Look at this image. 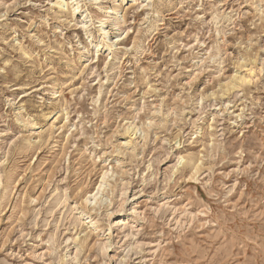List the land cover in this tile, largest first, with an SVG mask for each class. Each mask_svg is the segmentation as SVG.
<instances>
[{
  "label": "rangeland",
  "instance_id": "1",
  "mask_svg": "<svg viewBox=\"0 0 264 264\" xmlns=\"http://www.w3.org/2000/svg\"><path fill=\"white\" fill-rule=\"evenodd\" d=\"M57 1L0 0V264H264V0H108L93 62Z\"/></svg>",
  "mask_w": 264,
  "mask_h": 264
},
{
  "label": "bare ground",
  "instance_id": "2",
  "mask_svg": "<svg viewBox=\"0 0 264 264\" xmlns=\"http://www.w3.org/2000/svg\"><path fill=\"white\" fill-rule=\"evenodd\" d=\"M82 1L83 0H66V2H65V0H64L63 1L64 3H62L61 0H59L56 3V5H57L56 7L62 9L60 11L63 12L64 9L62 7L67 4L68 10H69V14H70L71 18L73 17L74 19L77 20L74 25H76L78 29H81V31L84 32V35L87 37V39L89 40L90 44L93 47V48H91L92 55H90V49H89V46L90 45H88V44L87 45H82L80 47V49H82L83 52H81V55L80 56L87 58V60H90L91 59L92 62H93V59H95V57H98L99 52L102 51L103 49H109L110 51L112 50L113 44L115 42L108 43L105 38L106 37H110L111 39L118 38L119 35H121L119 32L121 30V25L124 23V20L121 19L120 12H119V8L116 7V6H113L114 4L112 5L107 0V2H105V4L103 3V5L100 6L102 17L97 21V23L96 22H91L92 20H88L89 19L88 18L89 16L82 9V6H83ZM90 1H92V3H97V4L100 3V0H90ZM111 1L116 2L117 0H111ZM124 1H127V0H123V2ZM128 1H135V3L137 4V6L138 7H141L143 10H153L154 9V6L157 7L156 6L157 4L155 3V0H128ZM170 7L171 6H169V8H167V9L164 10V8L162 6L161 7L158 6V8H157L158 11L157 12L162 13L163 16H164V12L168 11L170 13L174 9V7H172V8H170ZM96 29H99V30L102 29V30H104V34L106 35V37L103 38V39H101V40H95V38L92 37V36L94 35L93 30H96ZM77 37H78V34L76 35L75 38H77ZM135 39H137V38L135 37ZM119 40H121V37H120ZM79 41H80V39L77 42H79ZM251 73H252V71H251ZM247 78H248V74H247ZM233 80H234L233 87H237V86L239 87V86H241L246 81V77L243 76V75H240L239 76V75L235 74ZM101 88H102V86H100V89H99L100 94H101V90H102ZM36 124H37V122H36ZM36 124L34 122L31 125L32 129H36V127H35ZM107 175H108V171H105V173L102 174L103 180H105V178H106ZM102 186H103V183H101L98 186L99 187L98 190H100ZM98 193H99V191L97 193L93 194L92 198L96 199ZM90 197H91V195L87 197V200L90 199Z\"/></svg>",
  "mask_w": 264,
  "mask_h": 264
}]
</instances>
